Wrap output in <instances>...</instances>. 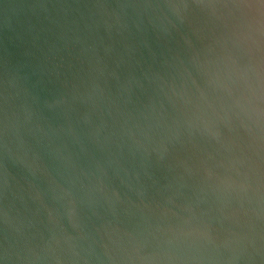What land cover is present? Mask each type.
Segmentation results:
<instances>
[{"label": "clouds", "instance_id": "clouds-1", "mask_svg": "<svg viewBox=\"0 0 264 264\" xmlns=\"http://www.w3.org/2000/svg\"><path fill=\"white\" fill-rule=\"evenodd\" d=\"M39 7L65 20L79 12L95 27L135 35L145 46L149 26L158 39L179 36L183 43L164 57L162 71L143 78L120 81L99 60L90 63L82 86L51 100L34 95L19 69L5 73L0 156L25 164L27 185L20 190L30 193L36 170L26 159L43 146L34 139L43 112H62L66 123L52 135L63 173L51 190L57 207L49 217H78L83 226L75 237L50 229L36 240L10 225L8 204L0 264H264V0H120L85 5L86 12L67 4ZM109 75L118 81L115 94L106 91ZM78 98L92 108L73 118ZM198 143L206 147L197 162L179 159ZM153 157L183 169L179 189L154 208L144 203L155 182ZM129 171L141 197L139 222L130 230L119 226L127 209L109 188L113 175ZM2 187L4 200L12 199L6 169ZM93 219L99 224L89 229Z\"/></svg>", "mask_w": 264, "mask_h": 264}, {"label": "water", "instance_id": "water-1", "mask_svg": "<svg viewBox=\"0 0 264 264\" xmlns=\"http://www.w3.org/2000/svg\"><path fill=\"white\" fill-rule=\"evenodd\" d=\"M118 2L120 0H0V81L8 70L19 69L21 75L26 77L25 86L34 95L41 100H51L70 92L73 85L82 86L87 79L90 63L95 64L97 60L98 67L105 66L107 73L115 72L120 81L130 74L143 78L146 72L162 71L164 57L181 49L183 42L179 36L168 41L161 40L149 26L143 36L147 41L145 46L135 35L124 33L121 36L115 30L109 32L103 26L95 27L89 18L81 17L79 12H74L65 20L56 17L54 10L53 15L48 16L39 7L47 4L52 10L53 5L67 4L73 8L79 6L81 11L86 12L85 5H115ZM129 44L135 46L134 50H128ZM57 65L62 67H56ZM144 83L147 85L146 80ZM105 86L106 91L115 94L118 81L109 75ZM140 98L146 99V96L141 94ZM73 108L72 116L75 118L78 113L90 110L92 102L78 98ZM42 119L44 123L36 131L34 139L40 138L43 146L35 155L30 153L26 159V164L36 170L30 193L20 190L27 185L25 164L16 160L3 161L0 156V251L9 235L5 225V208L8 204L10 225L26 228L36 240L49 236L50 229L55 230L58 235L68 237L81 234L83 224L78 217L69 218L62 214L56 215L54 220L49 217V213L57 207L51 190L61 181L63 173L54 152L59 141L52 133L66 123V118L62 112L45 110ZM65 134L67 130L61 133ZM26 139L34 143L30 137ZM205 147L202 143L189 145L187 151L179 154V159L193 164L198 161ZM20 154L23 155V149ZM95 155L99 158L102 154L97 150ZM5 169L15 193L7 201L4 200L2 187ZM182 171L183 169L176 167L175 160L167 168L157 163L153 157L150 172L155 182L152 183L144 203L154 208L166 196L179 189ZM169 184L171 189L165 190V186ZM138 187L134 172H120L112 176L110 193L119 196L125 202L123 207L127 209L126 214L121 212L118 217L121 228L130 230L139 222L140 211L137 205L141 204V197L137 193ZM183 194H189L188 190L184 189ZM145 214H150L148 209H145ZM98 224L99 221L95 219L87 222L89 229ZM28 225L31 227H27Z\"/></svg>", "mask_w": 264, "mask_h": 264}]
</instances>
